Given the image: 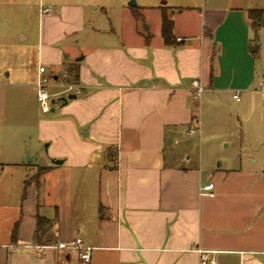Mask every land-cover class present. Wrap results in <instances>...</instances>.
I'll return each instance as SVG.
<instances>
[{
    "label": "crops",
    "instance_id": "obj_1",
    "mask_svg": "<svg viewBox=\"0 0 264 264\" xmlns=\"http://www.w3.org/2000/svg\"><path fill=\"white\" fill-rule=\"evenodd\" d=\"M127 1L0 0V264H81L55 246L76 236L92 247L87 264H199V250L264 264V155L205 173L180 148L198 111L264 91L248 16L261 8L264 29V7ZM40 64L53 95L67 81L82 93L42 111Z\"/></svg>",
    "mask_w": 264,
    "mask_h": 264
},
{
    "label": "rangeland",
    "instance_id": "obj_2",
    "mask_svg": "<svg viewBox=\"0 0 264 264\" xmlns=\"http://www.w3.org/2000/svg\"><path fill=\"white\" fill-rule=\"evenodd\" d=\"M137 4L157 5L163 0H135ZM174 2L175 0H166ZM190 6H199L202 0H176ZM247 4L264 7V0H246ZM150 14L149 24L152 28L157 26L155 14ZM255 38V33L251 32ZM256 42L259 48L255 51V65L257 81H264V29L256 31ZM51 97L56 100L51 106H58L59 95H53L47 87ZM252 93V92H251ZM238 94V93H237ZM239 96V94H238ZM204 97V93L201 98ZM240 101L235 100L231 94L225 93L220 99L216 110L197 112L200 123L194 133L185 134L180 148L186 150L191 156V164L200 166L205 173L216 171L218 167L253 166L250 157L261 162L264 146H258L264 141V91L259 90L253 94H241ZM38 103V102H37ZM39 106V104H38Z\"/></svg>",
    "mask_w": 264,
    "mask_h": 264
},
{
    "label": "built area",
    "instance_id": "obj_3",
    "mask_svg": "<svg viewBox=\"0 0 264 264\" xmlns=\"http://www.w3.org/2000/svg\"><path fill=\"white\" fill-rule=\"evenodd\" d=\"M52 8L50 6H44L41 7V12H51ZM181 37H177V40H180ZM51 80H55L53 78V75H49L46 73L45 66L40 64L38 67V76L35 81L36 86V98L39 104V107L42 111H48L51 108V94L49 93L47 87L50 84ZM65 86V89L63 90L64 96H67L68 94H81L82 89L80 85H78L75 82L67 81L63 84ZM204 89V86L200 82L198 78H195L192 80V91L193 95L195 97H200L201 93ZM234 98L238 99L239 96L237 93H235ZM198 125V119L193 118V125L189 128V132L193 133L196 131ZM213 182L209 181L201 186V190L204 193L211 194V189L213 188ZM46 245H38V247L41 249L42 247H45ZM55 246L63 247V248H75L78 251L79 259L81 264H87L90 260V252L92 247L89 245L84 244L81 237L76 236L70 240L65 241H59ZM200 252V259L199 264H215V259L213 256L209 255L208 250H199Z\"/></svg>",
    "mask_w": 264,
    "mask_h": 264
},
{
    "label": "trees",
    "instance_id": "obj_4",
    "mask_svg": "<svg viewBox=\"0 0 264 264\" xmlns=\"http://www.w3.org/2000/svg\"><path fill=\"white\" fill-rule=\"evenodd\" d=\"M262 14L261 8H250L248 9V16L252 21L253 29L256 31L260 24V18ZM161 34L166 43L172 42V21L168 19L165 15L162 16L161 20ZM49 220L42 216H37L36 219V230L43 231L45 226L48 224Z\"/></svg>",
    "mask_w": 264,
    "mask_h": 264
},
{
    "label": "water",
    "instance_id": "obj_5",
    "mask_svg": "<svg viewBox=\"0 0 264 264\" xmlns=\"http://www.w3.org/2000/svg\"><path fill=\"white\" fill-rule=\"evenodd\" d=\"M127 4L128 5H135L136 1L135 0H128ZM254 48H256V46L255 45H251L250 50H252ZM73 97H75V94H68L67 96H62L59 99L62 101V103H65L68 99L73 98ZM55 100L56 99L54 97H52L51 98V103H54ZM53 162H60V160L59 159H53Z\"/></svg>",
    "mask_w": 264,
    "mask_h": 264
}]
</instances>
